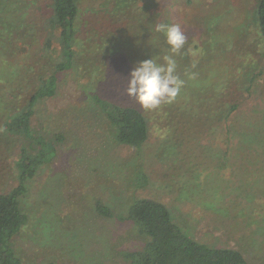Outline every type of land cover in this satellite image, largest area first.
Masks as SVG:
<instances>
[{"label": "rangeland", "instance_id": "1", "mask_svg": "<svg viewBox=\"0 0 264 264\" xmlns=\"http://www.w3.org/2000/svg\"><path fill=\"white\" fill-rule=\"evenodd\" d=\"M258 1L77 0L72 64L56 74L54 95L35 104L32 141L10 135L6 123L59 61L45 50L40 24L49 0L1 3L0 193L18 185L22 147L42 162L19 198L26 223L11 247L21 264H124L122 253L145 241L120 220L139 198L165 205L189 239L264 264V150L245 137L236 144L245 151L228 149L224 129L264 111ZM174 23L186 37L175 57L184 85L172 103L143 109L125 94L129 73L167 54L154 29ZM99 100L142 112L148 136L140 149L117 142Z\"/></svg>", "mask_w": 264, "mask_h": 264}, {"label": "trees", "instance_id": "2", "mask_svg": "<svg viewBox=\"0 0 264 264\" xmlns=\"http://www.w3.org/2000/svg\"><path fill=\"white\" fill-rule=\"evenodd\" d=\"M6 1L0 0V8H2L1 3L4 4ZM45 8L49 10V13L40 23L45 26L44 29L47 32V38L44 40L45 50H53L59 61H55V68L52 72L42 78L41 85L35 90L21 110L22 112L11 116L10 121L6 123V129L10 135L13 134L19 139L30 141L34 139L29 134V119L34 114L35 104L43 98L54 95L56 74L69 69L73 59L70 44L75 37L74 21L78 13L77 0H49ZM2 10L5 11L6 8ZM253 20L264 58V0H259L254 8ZM0 35H2L1 32ZM54 42L58 45V50L53 46ZM253 79L250 80L254 81ZM97 103L106 112L108 122L114 128L117 142L122 146L140 149L148 136L147 120L142 112L135 107L120 106L106 100H99ZM237 109L236 104L228 108L227 118L229 119ZM263 118L264 111L259 117L255 119L252 117V120L243 121L240 125L231 123L224 126L225 137L228 140L226 144H230L228 149L242 150L241 148L245 145L238 144L239 147H237L236 144L245 137L244 140H253L246 146L258 144L263 151ZM33 149L28 146L19 150L14 160L18 185L10 192L0 193V264H21L20 258L11 247V240L26 223V216L19 205V198L26 192L23 182L32 178L36 168L42 163L32 155ZM97 211L100 215L112 216L110 211L99 206ZM120 220L132 222L139 235L145 239L140 249L122 253L124 264H250L236 249L211 247L189 239L174 224L172 215L166 206L155 199H136L128 208L127 214Z\"/></svg>", "mask_w": 264, "mask_h": 264}, {"label": "clouds", "instance_id": "3", "mask_svg": "<svg viewBox=\"0 0 264 264\" xmlns=\"http://www.w3.org/2000/svg\"><path fill=\"white\" fill-rule=\"evenodd\" d=\"M155 32L165 38L167 54L140 61L129 73L125 94L143 109L152 110L161 102L172 103L184 85L177 75L176 56L181 54L186 37L179 23L157 24Z\"/></svg>", "mask_w": 264, "mask_h": 264}]
</instances>
